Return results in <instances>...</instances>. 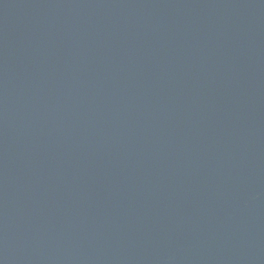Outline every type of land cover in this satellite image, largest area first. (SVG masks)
<instances>
[{
    "label": "water",
    "instance_id": "water-1",
    "mask_svg": "<svg viewBox=\"0 0 264 264\" xmlns=\"http://www.w3.org/2000/svg\"><path fill=\"white\" fill-rule=\"evenodd\" d=\"M0 264H264V0H0Z\"/></svg>",
    "mask_w": 264,
    "mask_h": 264
}]
</instances>
